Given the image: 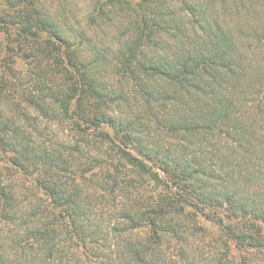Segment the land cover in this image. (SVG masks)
Returning <instances> with one entry per match:
<instances>
[{
  "label": "trees",
  "instance_id": "obj_1",
  "mask_svg": "<svg viewBox=\"0 0 264 264\" xmlns=\"http://www.w3.org/2000/svg\"><path fill=\"white\" fill-rule=\"evenodd\" d=\"M89 1L2 0L0 264H264V0Z\"/></svg>",
  "mask_w": 264,
  "mask_h": 264
},
{
  "label": "rangeland",
  "instance_id": "obj_2",
  "mask_svg": "<svg viewBox=\"0 0 264 264\" xmlns=\"http://www.w3.org/2000/svg\"><path fill=\"white\" fill-rule=\"evenodd\" d=\"M43 3L50 14L62 18H68V16H73L75 19H83L89 12L91 6L89 0H43ZM3 7L4 4L2 0H0V13ZM3 39L4 35L0 31V41H3ZM13 65V67L19 70V72H21V70H24L23 63L18 59L15 60V63ZM214 232L218 233L217 230H214ZM226 239L227 238L224 237L222 239L223 241H219V244H217L215 247L211 242H208V239H203L204 242L200 243V246L204 248V251L202 252V258H211L212 256H217V252H222V258H225L229 261L230 253L226 250V246L224 245V240ZM229 246L230 248H232L231 244H229Z\"/></svg>",
  "mask_w": 264,
  "mask_h": 264
}]
</instances>
